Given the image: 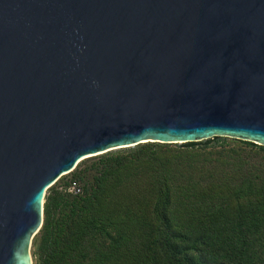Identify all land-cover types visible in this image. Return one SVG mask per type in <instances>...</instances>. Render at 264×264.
Segmentation results:
<instances>
[{"label":"water","instance_id":"95a60500","mask_svg":"<svg viewBox=\"0 0 264 264\" xmlns=\"http://www.w3.org/2000/svg\"><path fill=\"white\" fill-rule=\"evenodd\" d=\"M214 138L264 147V0H0V264L82 161Z\"/></svg>","mask_w":264,"mask_h":264},{"label":"trees","instance_id":"16d2710c","mask_svg":"<svg viewBox=\"0 0 264 264\" xmlns=\"http://www.w3.org/2000/svg\"><path fill=\"white\" fill-rule=\"evenodd\" d=\"M239 142L202 158L141 144L104 157L85 196L52 186L33 240L41 264H264V147ZM120 183L131 189L111 192Z\"/></svg>","mask_w":264,"mask_h":264},{"label":"rangeland","instance_id":"374dc122","mask_svg":"<svg viewBox=\"0 0 264 264\" xmlns=\"http://www.w3.org/2000/svg\"><path fill=\"white\" fill-rule=\"evenodd\" d=\"M184 145L185 144H171V145H167L168 147L167 149L171 151L180 152L181 154L191 155L189 157L200 156V158H202L203 156H206L210 150L245 147V145L241 144L239 141L234 140V139H229V138H223L219 141L214 140L208 146L199 144L192 148H186L184 147ZM156 146L158 147V145ZM136 148L137 146L132 147V148L119 149V150H115V151H112V152H109L103 155H99L96 157L86 159L82 161L81 163H79L77 168L72 173L66 176H63L54 185L53 188L71 197L85 196L87 193H91L97 184L96 181L101 175L103 166L106 164V160H104V157L113 158L118 155H123V157H126V156L129 157L132 155L131 153L135 151ZM142 176L144 175H140L139 177H142ZM139 179L143 181V178H139ZM74 183H76L81 188L82 194L75 195L70 192V188L73 186ZM135 184H138V182H135L134 185ZM125 189H131L130 185L127 186L125 183H120V184H114L110 186L111 192L117 191V192L122 193ZM149 197H150V194L148 192L144 198L148 199ZM134 202L135 201L132 200L131 204ZM32 257H33V264H41L42 254L38 250V247H35L34 245L32 246Z\"/></svg>","mask_w":264,"mask_h":264},{"label":"built area","instance_id":"2783aa9c","mask_svg":"<svg viewBox=\"0 0 264 264\" xmlns=\"http://www.w3.org/2000/svg\"><path fill=\"white\" fill-rule=\"evenodd\" d=\"M70 192L75 195L82 194L81 188L76 183H74L73 186L70 188Z\"/></svg>","mask_w":264,"mask_h":264}]
</instances>
